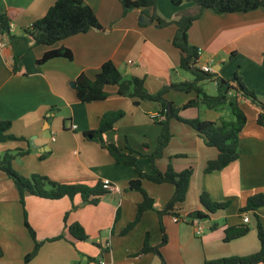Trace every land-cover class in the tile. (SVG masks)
Here are the masks:
<instances>
[{"label": "crops", "instance_id": "0c3cea01", "mask_svg": "<svg viewBox=\"0 0 264 264\" xmlns=\"http://www.w3.org/2000/svg\"><path fill=\"white\" fill-rule=\"evenodd\" d=\"M55 1L0 0V11L11 21L12 35L11 39L3 37L4 46L0 47V119L11 122L8 134L24 139L0 143V159L6 151L29 149V154L12 162L23 177L37 174L57 183L88 186L108 182L116 185L119 192L108 193L96 205L83 202L79 196L72 200L67 197L46 200L26 194L27 222L37 240L45 241L28 264H99V261L161 264L154 253L137 254L147 235L151 247L159 245L162 233L158 211L169 201L174 187L143 180V189L154 200L153 209L145 211L135 227L121 235L135 219L137 205L142 201L140 193L129 190V182L137 178V173L133 168L116 164L106 150L84 136L98 128L105 113L123 112L113 129L104 134V140L125 153L127 146L130 147L137 153L138 167L151 174L148 156L154 152L161 131L151 116L160 113L159 105L121 97L112 86L106 88L109 96L105 100L81 103L70 83L80 75L93 79L106 61H112L123 76L144 79L150 93H157L170 82L191 81L189 72L178 70L181 53L171 43L175 26L159 28L153 23H141L143 14L139 10L122 16L119 0H82L92 9L102 30L74 35L51 47L35 46L24 30L42 18ZM196 11L193 3L174 7L169 0H157L156 13L167 22L177 20L184 12ZM188 43L200 49L198 64L209 65L213 76L229 81L237 74L257 100L264 102V8L221 15L203 10L188 31ZM58 48L70 50L72 60L58 57L37 64L45 52ZM171 74L178 78L172 80ZM214 85L206 87L214 93ZM165 99L174 108H180L195 99V94L171 91ZM240 107L246 115V124L239 135V157L213 173L205 174L203 170L208 161L217 157V150L206 146L188 125L176 119L169 122L171 139L161 158L155 161V167L160 172L168 165L175 172L191 168L193 174L186 199L177 207L182 220L175 223V216L171 215L161 218L167 243L160 248V254L166 264H203L205 260L244 257L259 250L255 218L251 212L241 213V210L249 196L264 194V126L257 123L262 110L251 100L240 101ZM201 108L181 110L178 116L212 122L224 117L208 109H202L200 116ZM62 109L68 116L59 118L56 113ZM46 130L51 135L48 139L43 138ZM41 154L47 157L40 160ZM17 159L27 161L26 169L25 163L23 167L17 165ZM202 193L211 201L228 206L203 220L204 229L197 234L189 215L195 211L206 213L199 202ZM243 214L248 217L249 233L224 243L223 230L243 224ZM256 214L264 227V207ZM72 223L83 227L88 236L86 242L69 235L67 227ZM211 225L217 228L210 230ZM206 228L213 235L202 240ZM60 235L64 236L63 240L47 242ZM195 237H199L202 251L191 254ZM33 246L17 190L12 180L0 171V264H23Z\"/></svg>", "mask_w": 264, "mask_h": 264}, {"label": "trees", "instance_id": "16d2710c", "mask_svg": "<svg viewBox=\"0 0 264 264\" xmlns=\"http://www.w3.org/2000/svg\"><path fill=\"white\" fill-rule=\"evenodd\" d=\"M174 7L180 6L182 3H193L197 11L195 13L184 12L179 15L175 21L167 22L161 19L156 13L157 0H119L122 8V16H126L133 10H139L153 24L159 28L169 25L175 26V34L172 38V46L179 50L181 59L178 69L189 72L193 79L191 81L170 82L163 86L157 93H150L145 88L144 79L123 76L116 68L112 61L104 62L99 72L93 79H89L84 75H80L75 83L76 98L81 103H93L105 100L109 94L106 88L109 86L116 88L117 95L125 98L135 99L141 102L156 103L160 107V114L164 116L162 121H156L161 126L160 134L157 138V146L153 153L148 156L152 173H144L137 165L136 152L127 146V153L122 152L116 145L106 143L104 134L113 129L114 124L122 118L123 112L105 113L99 122L96 130L85 134V138L89 141L97 143L102 149L106 150L116 164L133 168L137 173V178L129 182V190L136 191L142 196V201L137 205L135 219L129 223L121 232V235L127 234L139 222L141 215L153 209L154 200L148 196L142 187V181L146 180L150 183L161 185L170 184L174 187V193L165 204L161 211H158L159 226L162 233L161 241L156 247L149 245L148 235L145 237L143 246L137 255L147 253L156 254L161 264H166L160 254V248L167 243V236L162 226L161 218L163 215H171L178 217L177 207L181 205L189 190L192 177V169L188 168L181 172H175L168 165L164 172H160L155 167V161L161 158L164 149L171 139L169 130V122L176 119L193 129L200 136L205 145L217 150V157L208 161L203 172L205 174L223 170L239 157V135L246 124V115L240 107V100H251L255 105L264 109V102L257 100L253 91L249 90L242 79L234 74L229 81L217 78L213 75L206 74L198 68L197 49L191 47L188 43V31L192 24L200 17L203 10H210L215 14H233L248 13L259 8H264V0H169ZM142 25V24H141ZM90 30H102L92 9L82 0H56L54 4L47 10L45 15L34 21L24 33L32 40L35 46L51 47L58 42L65 40L74 35L85 34ZM11 35V21L7 15L0 11V39ZM63 57L72 60V53L66 48H58L45 52L42 57L37 60V64H43L46 61ZM207 84H215V92L212 93L206 87ZM227 84L225 91L222 90ZM194 93L195 99L189 100L180 108H174L171 102L165 99V95L169 92ZM205 107L208 110H217L227 107L232 115V120L219 119L218 121H202L200 119L184 120L178 116L179 111L188 108ZM257 123L264 126V114H259ZM11 128V122L0 119V143L8 141H24L22 138H16L8 131ZM27 142V141H26ZM29 154V149L15 151H6L0 159V171L12 180L19 201L23 207L24 225L33 241V249L24 259L23 264H28L34 259L41 246L45 241H38L33 229L29 226L24 210V196L26 194L46 199L59 200L64 197L73 199L79 196L83 202L96 205L99 200L108 194L102 189L101 182H97L94 186H88L81 183H57L45 176L33 174L29 178L19 175L12 168V162L19 157ZM47 157V154H41L40 160ZM200 205L205 212L195 211L189 215V218L199 220H207L209 215L224 210L228 206L227 203H217L209 199L206 193L199 196ZM264 207V194H255L249 196L242 208L241 213L251 212L255 218V230L259 242V250L253 254L244 257H227L214 260H205L203 264H264V227L260 217L256 214L259 208ZM117 212V217H118ZM66 217V215H65ZM216 225H211L210 230L216 229ZM69 235L80 242H86L88 236L83 227L78 223H72L67 227ZM249 226L243 223L238 226H228L223 230V242L228 243L246 236L249 233ZM64 236L60 235L47 242L63 240ZM2 250L0 248V256Z\"/></svg>", "mask_w": 264, "mask_h": 264}, {"label": "built area", "instance_id": "2783aa9c", "mask_svg": "<svg viewBox=\"0 0 264 264\" xmlns=\"http://www.w3.org/2000/svg\"><path fill=\"white\" fill-rule=\"evenodd\" d=\"M4 46V42L2 39H0V47ZM201 53L200 49H197V55H199ZM199 70L206 73V74H210L212 75L214 73L213 69L209 66V65H197ZM242 101V100H240ZM262 114H264V109H262L261 111ZM151 119L154 120L155 122L156 121H162L164 119V116L162 114H158V115H155V116H151ZM102 189L107 191L108 193H117L119 192V188L116 186V185H113V184H110L108 182H102ZM243 221L244 223H247L248 222V217L246 214H243ZM182 219H180L179 217H174L173 218V221L175 223L177 222H180ZM184 220V219H183ZM191 224L195 227V230H196V233L197 234H200L203 229H204V226H203V220H199V219H195L193 218L191 220ZM99 264H104L103 261H99L98 262Z\"/></svg>", "mask_w": 264, "mask_h": 264}, {"label": "rangeland", "instance_id": "374dc122", "mask_svg": "<svg viewBox=\"0 0 264 264\" xmlns=\"http://www.w3.org/2000/svg\"><path fill=\"white\" fill-rule=\"evenodd\" d=\"M179 70V69H178ZM178 77L176 76V75H172L171 74V79L172 80H175V79H177ZM174 93V92H173ZM176 93V92H175ZM175 95V94H174ZM202 109L204 110V109H206V108H201V110H199V114H200V116H202ZM206 111H207V109H206ZM211 113H222V116H224L223 117V119H225V120H232L233 118H232V115H231V112L229 111V109L227 108V107H223V108H221V109H217V110H211ZM56 115H58V117L59 118H63V116H68V113H67V111L66 110H63L62 109V111H60L59 113H56ZM66 119V124H68V118H65ZM31 143H32V141H31ZM32 145V144H31ZM21 161H24V160H20V159H17L15 162L17 163V165L19 166V167H23V165H24V163H25V165H24V168L26 169V163H27V161L26 162H21ZM14 162V163H15ZM13 165V164H12ZM12 168H13V170L14 171H16L15 169H14V167L12 166ZM27 168H28V166H27ZM17 170H21V169H18V167H17ZM17 172V171H16ZM19 173V172H18ZM30 176H28V177H25V178H29ZM6 208H7V210H8V206L6 205ZM249 226V225H248ZM213 234H212V232L210 231V230H208L207 228L204 230V235H202L201 236V238L200 239H204V237H206V236H212ZM196 239V244L195 245H192V247L190 248V253L191 254H193L194 252H197V253H200L201 251H202V245H201V243H200V239H199V237H195ZM207 248V247H206Z\"/></svg>", "mask_w": 264, "mask_h": 264}, {"label": "water", "instance_id": "95a60500", "mask_svg": "<svg viewBox=\"0 0 264 264\" xmlns=\"http://www.w3.org/2000/svg\"><path fill=\"white\" fill-rule=\"evenodd\" d=\"M140 22L141 23H150L151 21L147 18V17H145V16H143V15H141L140 16ZM227 84H225L224 85V87L222 88V90L223 91H225L226 90V88H227ZM70 87L72 88V89H75L76 88V83L75 82H72V83H70ZM47 124V123H46ZM48 129V128H47ZM44 132H46V133H44L43 134V138H45V139H48V138H50V133H49V130H46V131H44ZM32 144V143H31Z\"/></svg>", "mask_w": 264, "mask_h": 264}]
</instances>
